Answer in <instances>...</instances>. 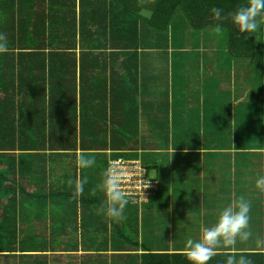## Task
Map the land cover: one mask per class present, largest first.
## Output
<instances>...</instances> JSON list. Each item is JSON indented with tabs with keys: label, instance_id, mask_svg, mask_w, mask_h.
Wrapping results in <instances>:
<instances>
[{
	"label": "crops",
	"instance_id": "0c3cea01",
	"mask_svg": "<svg viewBox=\"0 0 264 264\" xmlns=\"http://www.w3.org/2000/svg\"><path fill=\"white\" fill-rule=\"evenodd\" d=\"M20 13L16 11L17 25ZM82 13L79 0L80 27ZM174 26L168 38L143 22L139 60L87 58L91 61L84 73L79 67L71 95L69 78L60 83L65 93L40 94L36 72L19 58L9 73L0 70L8 84L0 88V216L4 207L12 208L9 220L20 240L43 233L54 243L21 249L12 262L1 257L12 254L0 252V264H143L148 250L186 254L188 242L201 240L222 210L236 208L241 197L251 205L247 231L255 232L256 222L264 227V189L256 186L264 178V150L195 145L213 142L206 136L210 128L252 129L255 139H261L264 61L217 56L204 34L192 33L180 20ZM125 154L157 169L162 189L145 204L127 203L116 220L106 214L102 181L110 160ZM82 158L95 163L85 167ZM38 191L48 195L42 203L32 198ZM56 193L61 198L50 196ZM32 225L44 232L32 231ZM237 241L245 240L221 244L216 253L264 251V244L239 248ZM57 242L61 244L53 247Z\"/></svg>",
	"mask_w": 264,
	"mask_h": 264
},
{
	"label": "trees",
	"instance_id": "16d2710c",
	"mask_svg": "<svg viewBox=\"0 0 264 264\" xmlns=\"http://www.w3.org/2000/svg\"><path fill=\"white\" fill-rule=\"evenodd\" d=\"M78 3L79 0H0V14H2L0 35L6 38L7 43L6 51L0 53V70L6 69V73H9L10 68L16 65L15 59L19 58L28 66L30 64L32 70L36 72L37 89L40 94L47 97L51 93L61 94L62 90L65 93L67 88L62 87L60 83L69 78V83L73 86V91L69 90L71 95L77 89L79 67L84 73L91 61L90 59L86 61L87 58L119 56L139 60L143 50L142 23L145 22V25L155 33L170 38V33L179 20L192 33L204 34L210 41L207 46H212L217 56H229L246 61L258 57L264 61V19L258 21L262 27L255 34L241 32L233 22V14L240 7L249 6L251 0H80L83 11L81 27L77 19ZM214 8L222 10L221 18L217 19L213 14ZM16 11H21L19 25L16 24ZM86 11L91 13L90 16L86 15ZM20 30L22 37L19 39ZM97 31H102L100 39ZM86 35L91 36L93 40L87 41ZM185 55L192 54L187 52ZM134 66L139 70V62L134 63ZM262 70L264 76V69ZM62 73L69 77H65ZM7 87L4 71L3 75L0 74V88L5 90ZM76 97L73 96L74 99ZM41 100L44 104V97ZM72 111L73 109H70V112ZM73 124L77 126L75 119ZM245 130L246 132L243 133ZM258 130L261 139H255L256 135L253 134L252 129L210 128L209 131L207 129L206 136L212 138L213 142L195 145L208 150H264V148H256L258 145L264 147V128ZM70 145L74 150L78 147L76 142ZM195 145L188 144L191 147ZM137 146L139 144H135V147ZM125 155H127L125 158L142 160L152 174L154 168L143 159ZM3 177L8 179L6 176ZM157 179L161 182L158 177ZM161 189L162 187L151 195L149 201L158 196ZM4 196L11 197L7 192ZM47 196L46 193L38 191L32 195V198L42 203ZM50 196L55 200L61 198L59 193ZM71 197L76 198L77 195ZM10 212L12 208L6 206L0 216V252L12 254L5 257L0 255L5 258V262H12L14 258L19 257L13 253L26 247L38 250L54 244L48 243L43 233H37L35 236L27 235L30 237H26L29 238L28 240H20L12 219L9 220ZM32 226V231L44 232ZM60 244L57 242L53 247ZM134 247L140 249V242L135 241ZM229 256L237 259L243 256L251 264H264V251L254 250L216 253L209 264H226ZM142 257L143 264H191L183 253L159 254L148 250Z\"/></svg>",
	"mask_w": 264,
	"mask_h": 264
},
{
	"label": "clouds",
	"instance_id": "9594fccd",
	"mask_svg": "<svg viewBox=\"0 0 264 264\" xmlns=\"http://www.w3.org/2000/svg\"><path fill=\"white\" fill-rule=\"evenodd\" d=\"M217 19L221 18L222 10L212 9ZM264 19V0H251L249 6L240 7L233 14V22L241 32L255 34L262 25L258 22ZM7 49L6 38L0 35V53ZM83 166L90 167L95 161L91 159L81 160ZM127 176L123 170L109 166L105 172L102 187L105 191L106 214L108 217L119 220L123 216V209L128 203V199L122 185L125 183ZM257 188L264 189V178L257 180ZM251 205L241 197L236 208L231 205L224 208L213 227H209L202 234L199 241H189L186 256L191 264H209V261L216 254L217 247L223 244L230 246L235 239L247 240L250 233L247 231L249 224V212ZM226 264H251L250 261L241 256L239 259L229 256Z\"/></svg>",
	"mask_w": 264,
	"mask_h": 264
},
{
	"label": "built area",
	"instance_id": "2783aa9c",
	"mask_svg": "<svg viewBox=\"0 0 264 264\" xmlns=\"http://www.w3.org/2000/svg\"><path fill=\"white\" fill-rule=\"evenodd\" d=\"M110 165L123 170L127 176L122 187L128 203L144 204L150 200L151 195L160 190L161 182L152 176L148 166L142 160L117 157L110 160Z\"/></svg>",
	"mask_w": 264,
	"mask_h": 264
},
{
	"label": "rangeland",
	"instance_id": "374dc122",
	"mask_svg": "<svg viewBox=\"0 0 264 264\" xmlns=\"http://www.w3.org/2000/svg\"><path fill=\"white\" fill-rule=\"evenodd\" d=\"M219 41H221V40H219ZM249 166L244 167L242 169V173H246L247 169L249 168ZM156 171H157V169H155V168L152 171V176L154 178H157ZM252 195L253 196H251V198H252L253 201H255L256 197L254 196V194H252ZM253 201H252V203H253ZM256 223H257L256 231L255 232H251L247 240H245V241H237L239 248H262L263 247L264 239H260L259 237L260 236H264V231H263L264 227L260 223H258V222H256ZM147 243L152 245L153 243H155V241L148 240Z\"/></svg>",
	"mask_w": 264,
	"mask_h": 264
}]
</instances>
